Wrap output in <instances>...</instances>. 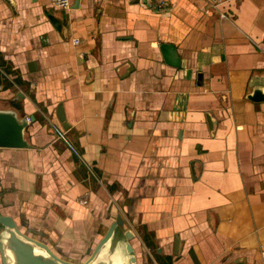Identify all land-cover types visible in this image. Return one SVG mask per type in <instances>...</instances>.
Instances as JSON below:
<instances>
[{"label":"crops","instance_id":"obj_1","mask_svg":"<svg viewBox=\"0 0 264 264\" xmlns=\"http://www.w3.org/2000/svg\"><path fill=\"white\" fill-rule=\"evenodd\" d=\"M11 2L0 105L24 94L34 146L0 148L1 212L59 255L122 210L155 264H264V0Z\"/></svg>","mask_w":264,"mask_h":264},{"label":"water","instance_id":"obj_2","mask_svg":"<svg viewBox=\"0 0 264 264\" xmlns=\"http://www.w3.org/2000/svg\"><path fill=\"white\" fill-rule=\"evenodd\" d=\"M6 1L14 8L12 0ZM79 5L80 0H75L73 7L78 8ZM49 11L50 19L59 26L60 20L55 17L54 10ZM161 50L169 64L175 67L181 66L180 56L172 44H162ZM250 85L253 87L250 98L255 101L264 100L263 82H252ZM23 99L24 94L19 92L5 105H0V148H32L34 146L29 139L28 129L30 122L35 120V116L30 115L29 122V116L23 111L21 105ZM58 118L63 127L66 130L69 129L62 105L58 108ZM137 235L126 214L119 210L100 240L95 246L88 248L87 258L82 262H74L59 255L45 241L24 231L12 215L2 213L0 208L2 264H138L137 252L132 244ZM176 247H178L177 241ZM175 253H178L177 250Z\"/></svg>","mask_w":264,"mask_h":264},{"label":"rangeland","instance_id":"obj_3","mask_svg":"<svg viewBox=\"0 0 264 264\" xmlns=\"http://www.w3.org/2000/svg\"><path fill=\"white\" fill-rule=\"evenodd\" d=\"M132 242H134V244L136 245L138 249L136 250L137 256H138V264H155L154 260H152L151 258L152 256L147 254L148 252H144L143 250H140L139 242L136 239H134ZM54 251L56 252L57 250H54ZM70 251H71L70 253L61 254V256L64 257L65 259H68L74 262H82L87 258V255H88L86 253V250H70Z\"/></svg>","mask_w":264,"mask_h":264},{"label":"built area","instance_id":"obj_4","mask_svg":"<svg viewBox=\"0 0 264 264\" xmlns=\"http://www.w3.org/2000/svg\"><path fill=\"white\" fill-rule=\"evenodd\" d=\"M49 2L56 7L68 10L71 7V0H49ZM146 5L152 10L164 12L168 8V0H147ZM75 43H79L78 39H75ZM31 121L29 117V122Z\"/></svg>","mask_w":264,"mask_h":264}]
</instances>
